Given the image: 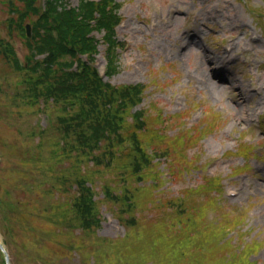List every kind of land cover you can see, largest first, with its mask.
Listing matches in <instances>:
<instances>
[{"label":"rangeland","instance_id":"obj_1","mask_svg":"<svg viewBox=\"0 0 264 264\" xmlns=\"http://www.w3.org/2000/svg\"><path fill=\"white\" fill-rule=\"evenodd\" d=\"M26 1L0 0V36L12 44L21 62L28 50L16 33L17 26L7 34L4 21L13 17L17 22ZM115 1L122 2L117 37L125 41V49L120 70L110 82L117 86L144 83L145 104L155 103L167 118L179 112L180 119L160 124L152 118L154 108L146 105L144 130L165 125L185 128L192 124L190 116L191 121L200 117L194 125L199 127L210 113L222 121L219 131L191 146L187 154L200 152L203 164L194 167L190 181L185 177L172 183V190L194 189L203 176L209 178L203 171L208 160L207 173L225 175L237 157L225 158L223 153L234 150L239 133L247 134L249 128L251 140L256 141L261 136L258 125L264 123L263 32L246 12L261 14V0ZM68 3L72 7L77 0ZM261 19L264 26V14ZM182 33L188 38L183 49L177 39ZM96 66H104L101 55ZM29 77L27 72L13 71L0 57V245L9 264H189L194 259L196 264L202 259L206 264H224L226 258L236 264L242 259L243 254L230 255L232 245L220 242L229 230L219 221L209 229L207 222L200 230L201 224L190 220L193 210L208 211L210 199H167L169 195L158 193L145 199V192L130 194V199H103L102 183L120 190L136 177L119 181L124 170L116 146L106 148L104 156L97 151L84 155L86 147L74 149L72 143L62 141L56 118L71 112L70 102L47 103L44 95L36 101V89L26 82ZM150 143L164 147L160 137ZM178 151L173 141L171 152L183 163L186 157ZM95 155L100 157L99 164L90 161ZM185 164L173 167L181 169ZM81 178L93 184L94 199H76ZM233 180L245 190L244 195L225 196L227 203L212 200L219 206L225 203L222 211L215 208L218 218H231L232 223L244 218L240 211L232 213L238 209L233 205L248 202L249 226L255 228L251 248H255L264 243V178L245 174L224 182ZM183 213L186 229L182 232L176 222L174 230L171 216ZM263 254L259 257L264 261ZM0 264H5L1 252Z\"/></svg>","mask_w":264,"mask_h":264},{"label":"trees","instance_id":"obj_2","mask_svg":"<svg viewBox=\"0 0 264 264\" xmlns=\"http://www.w3.org/2000/svg\"><path fill=\"white\" fill-rule=\"evenodd\" d=\"M60 0H52L51 3L49 4V13L48 16L49 17H57L58 20H60L62 22V26L60 27V31L61 33H66L68 31V26L70 25L71 21L67 23H65V19H64V14L67 12H59L57 10V6H58V2ZM71 19V17H69V20ZM83 208H86L87 206L82 202L80 204Z\"/></svg>","mask_w":264,"mask_h":264}]
</instances>
